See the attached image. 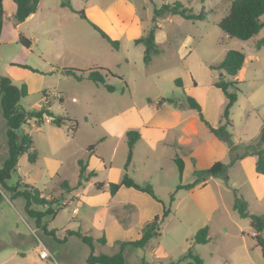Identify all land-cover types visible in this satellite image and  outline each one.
Wrapping results in <instances>:
<instances>
[{"label":"rangeland","instance_id":"rangeland-1","mask_svg":"<svg viewBox=\"0 0 264 264\" xmlns=\"http://www.w3.org/2000/svg\"><path fill=\"white\" fill-rule=\"evenodd\" d=\"M108 1L70 0L73 8L84 9L87 19L67 6L59 7L62 0H40L33 15L19 24L3 16L0 73L26 84L28 93L19 105L38 109L45 92L47 108L54 115L75 120L77 127L73 130L74 123L69 121L57 127L50 117L40 127L33 119L22 126L38 157L30 163L26 154L20 156L6 182L18 184L17 191L23 183L30 184L43 197L56 198L54 217L42 219L54 233L36 229L23 211L24 198L10 199L11 191L1 189L0 264H89L90 248L73 234L77 231L105 238L104 243L93 241L94 254L112 255L123 245L125 264H170L180 259L178 264H187L191 259L183 256L188 252L199 256L202 264H264L249 234V219L232 209L237 190L248 202L250 213L264 215V181L246 178V172H252L251 161L245 162V171L233 164L215 176L203 174L213 162L231 160L248 142L259 139L264 122V26L247 40L225 35L217 23L228 13L231 0H178L193 13L204 14L202 20L164 12L154 16V8L176 0H131L134 14L143 19L146 29L157 25L159 53L146 64L143 44L134 41L145 33L143 28L140 34L135 26L122 32L119 29L126 21L117 17H109L113 26L107 24L94 5ZM13 5L11 0L4 4L5 15ZM90 22L118 40L119 47H112ZM19 35L30 40L29 48L18 43ZM229 49L243 52L245 60L236 76L238 89L229 88L237 99L229 111L232 126L227 129L232 136L227 142L199 121L186 96L200 103L213 126L225 122L226 100L213 83L223 75L230 79L215 68ZM93 66L117 76L106 79L114 91L62 71ZM6 129L0 107V168L8 156ZM129 129H137L141 137L126 172L137 184H150L155 197L124 186L115 196L109 195L108 183L120 181L125 171V132ZM91 145L93 150L88 148ZM176 154L184 161L181 180ZM79 161L87 163L84 176L91 170L95 175L83 187L68 191L61 183L77 184ZM96 182L104 184L102 190L95 188ZM191 183L189 188L176 190L178 184ZM163 207L170 212L161 223L160 236L142 248L130 244ZM205 225L209 240L196 243L193 236ZM42 244L50 252L45 259L38 257Z\"/></svg>","mask_w":264,"mask_h":264},{"label":"trees","instance_id":"trees-1","mask_svg":"<svg viewBox=\"0 0 264 264\" xmlns=\"http://www.w3.org/2000/svg\"><path fill=\"white\" fill-rule=\"evenodd\" d=\"M2 1L0 0V32L3 22V10ZM15 4L14 20L16 23L24 21L28 16H30L36 10V7L40 0H12ZM62 6H67L72 9L70 0H62ZM154 16L158 17L160 13H168L172 15H180L181 17L188 20H202L204 19V14L193 13L189 8L183 7V5L176 0L171 4L162 3L158 8L153 10ZM77 15L82 19H87L83 10L76 11ZM91 23V22H90ZM92 27L96 29L99 34L114 48L119 47V41L111 39L102 29L97 27L95 24L91 23ZM218 27L221 31L229 36L235 37L241 40H247L253 35L258 33V31L264 26V0H231L230 8L228 13L222 17L218 23ZM157 25L153 24L149 27L146 32L136 38L135 43H142L144 46L143 50V60L146 64H149L153 56L159 53V48L155 40ZM18 43L23 47H30V40L19 35ZM245 60V55L243 52L236 49H229L224 58L215 67L221 73L224 72L229 76V80L224 79V75L219 77L214 81L213 85L220 89L225 97V105L222 112V118L224 123L215 127L209 123L202 112L200 103L191 96H186V101L188 107L194 109L197 113L199 121L204 124L208 130L214 134L218 139L230 142L231 132L227 129L231 127L232 124L228 118L229 111L233 104L236 102L237 94L235 91H229L230 87L235 90L238 89L236 84L239 82L236 79V75L242 68ZM27 69L34 71L31 67L25 66ZM210 66V69H215ZM62 71L66 74L73 76L76 80L89 79L95 84L103 85L109 92L114 91L115 87L108 84L106 79L111 77H117L112 74L106 68L94 66L88 69H76V68H63ZM121 80L120 77H118ZM178 86H182L181 80L177 79L175 81ZM124 88L127 87L125 83ZM27 87L25 83H13L8 77H0V107L2 115L6 121V145L8 148V156L3 161L2 167L0 168V201L2 200L1 189L6 191H11V198L15 199L18 196L24 198L23 211L25 215L33 220L36 229H41L46 233L53 234L54 229H47L48 222H42V219L46 215H51L54 217L55 211L52 209V205L56 202V198L48 199L43 197L40 192L30 184H22V190L17 191V185H8L6 180L10 177V172L14 169L18 162L20 156L26 154L27 160L30 163H34L37 160L38 154L36 149L33 148V141L31 136L22 128L30 119H33L36 124L40 127L44 121L45 117H50V122L60 127L65 124L66 121L73 122L72 129L76 130L77 122L67 115H54L47 107H50V103L47 101V94L42 93L44 103L38 109L26 110L22 108L18 101L21 98L27 96ZM59 97V96H58ZM170 103H175L173 99H166ZM61 102V96L59 97ZM162 101H165L164 99ZM140 132L137 129H129L125 132V141L127 145V157L124 164V173L122 178L118 182H109L108 189L109 195L113 197L120 187H132L139 191L149 194L155 197L152 187L150 184L139 185L137 184L128 174L127 167L132 160V154L136 142L140 139ZM252 142V143H251ZM94 146L91 145L88 148L93 150ZM247 154H255L257 156L256 160V171L263 175L264 178V122L262 123L261 133L259 139L256 142L250 141L247 144V148L241 153L234 156V158L242 157ZM174 162L178 166L179 177L182 179L184 161L178 156L174 157ZM226 164L220 160L213 162L208 168L203 170V174L206 176H215L223 172ZM87 168V163L83 164L79 161V172L78 181L74 187H71L67 181H62L61 186L66 188L68 191L83 187L84 182L88 181L91 177L95 175L93 170L89 171L86 176H84L85 170ZM193 183L188 185L178 184L176 190L183 187L189 188ZM204 185V184H203ZM97 190H102L104 184L101 182L94 183ZM235 199L232 204V209L237 212L239 217L248 218L249 226L254 231L251 238L255 242V246L259 247L261 256L264 259V215L252 214L248 211V203L243 198L242 195L237 194V190H234ZM171 201L173 200V194H171ZM170 209L165 207L162 208L161 214H155L153 218L147 221L140 230V236L137 240L130 241L129 243L135 247H144L149 239L152 237L160 236L161 223L164 218L168 215ZM208 225L201 227L193 236V240L196 243L204 244L208 242ZM78 237L85 242L90 248V254L87 256L86 261L89 264H125L123 258V245L120 249L112 255L107 254H94L93 253V241L98 243H104L105 238L103 236L95 239L90 235H83L79 231L74 232ZM183 258H190L191 260L187 264H202V259L197 255H192L188 252ZM181 261L171 262L170 264H178Z\"/></svg>","mask_w":264,"mask_h":264},{"label":"crops","instance_id":"crops-1","mask_svg":"<svg viewBox=\"0 0 264 264\" xmlns=\"http://www.w3.org/2000/svg\"><path fill=\"white\" fill-rule=\"evenodd\" d=\"M10 0H3L2 1V10H3V16H7L9 18H13L14 20V12H15V4L13 2V7L12 9H10V11L8 13H6L5 15V12H4V4L5 3H8ZM40 2V1H39ZM72 6V5H71ZM95 9L98 11V13H100V15L103 17V19H105V21L107 22V24L109 25H112L113 26V21H111L109 19V17H117L119 19L121 18H124L125 19V23H123V25L120 27L119 30H122V32H125L126 30H128L129 28H133L134 26L136 27L137 29V34H140L142 32V28H143V31L146 32V27H145V23L143 21V19H141L138 15H135L134 14V4L132 3L131 0H110L108 1L107 3H104L102 6L99 5V4H95L94 5ZM59 7H65V6H60ZM69 8V7H68ZM73 10H71L70 8V11H73V13H76L75 11H79V9H75L72 7ZM84 11V9H83ZM85 13V12H84ZM77 14V13H76ZM33 13L30 15L32 16ZM86 15V13H85ZM29 17V16H28ZM87 17V15H86ZM88 18V17H87ZM27 19V18H26ZM25 19V20H26ZM24 20V21H25ZM15 21V20H14ZM23 22V21H22ZM21 23V22H19ZM19 23H16V24H19ZM144 25V26H143ZM111 39H113L107 32H105ZM142 36V35H139V37ZM138 37V38H139ZM115 40V39H114ZM155 40H156V35H155ZM94 67V66H93ZM91 68V67H90ZM88 69V68H87ZM66 74V73H65ZM3 76L1 73H0V77ZM237 76V75H236ZM3 77H6V76H3ZM10 79V78H9ZM11 80V79H10ZM12 81V80H11ZM13 82V81H12ZM15 83V82H13ZM141 134V133H140ZM141 137V136H140ZM251 161V170L252 172H246L247 175H246V178L249 180V179H252V180H258V181H264V178H263V175L258 173L255 169L256 167V160H257V156L255 154H247L245 156H242V157H238V158H234L231 159V160H226L224 161V163L226 164L225 168L228 167V166H231L233 164H238L240 165V167L245 171V162L247 161ZM224 168V169H225ZM264 183V182H263ZM205 185V184H204ZM203 185V186H204ZM202 186V187H203ZM117 193V192H116ZM115 196V195H114ZM248 203V202H247ZM248 208H249V204H248ZM249 234H254V231L251 229V231L249 232ZM248 258V256H247ZM248 264H251L248 263Z\"/></svg>","mask_w":264,"mask_h":264},{"label":"built area","instance_id":"built-area-1","mask_svg":"<svg viewBox=\"0 0 264 264\" xmlns=\"http://www.w3.org/2000/svg\"><path fill=\"white\" fill-rule=\"evenodd\" d=\"M50 256L49 250L42 244L41 248L38 250V257L40 259H45Z\"/></svg>","mask_w":264,"mask_h":264}]
</instances>
